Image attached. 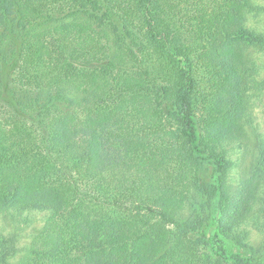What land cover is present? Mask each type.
<instances>
[{"label": "trees", "instance_id": "16d2710c", "mask_svg": "<svg viewBox=\"0 0 264 264\" xmlns=\"http://www.w3.org/2000/svg\"><path fill=\"white\" fill-rule=\"evenodd\" d=\"M263 13L0 0V213L46 215L28 244L0 243V264H226L206 230L244 245L264 189V134L235 191L227 150L264 90ZM192 193L204 202L184 222Z\"/></svg>", "mask_w": 264, "mask_h": 264}, {"label": "rangeland", "instance_id": "374dc122", "mask_svg": "<svg viewBox=\"0 0 264 264\" xmlns=\"http://www.w3.org/2000/svg\"><path fill=\"white\" fill-rule=\"evenodd\" d=\"M259 3L264 5V0H259ZM260 60L259 62L264 64V57ZM2 75L3 72L0 71V77ZM261 76H264V68L261 70ZM253 94L252 123L240 132L239 140H234L227 146L228 158L233 162L228 183L234 191L239 188L243 180L251 177L258 164L259 141L264 134V90ZM260 196L261 200L253 206L249 218L236 229V232L244 237V245L221 236L217 237L214 228L206 230L210 241L209 248L222 252L226 257V264H264V189L261 190ZM203 202L200 195L192 193L180 213V219L184 222L195 219L200 213ZM10 216L0 213V243L14 237L18 247L30 242L32 236L41 229L46 217L40 212L10 214ZM217 218L218 215L214 214V221Z\"/></svg>", "mask_w": 264, "mask_h": 264}]
</instances>
